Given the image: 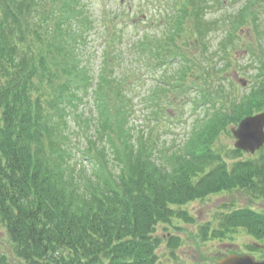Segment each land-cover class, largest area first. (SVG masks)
<instances>
[{"label":"trees","instance_id":"trees-1","mask_svg":"<svg viewBox=\"0 0 264 264\" xmlns=\"http://www.w3.org/2000/svg\"><path fill=\"white\" fill-rule=\"evenodd\" d=\"M92 1L0 0V218L27 264H161L158 249L165 239L158 227L195 222L186 204L233 190L264 197V147L248 154L215 144L230 125L264 110V43L254 51L250 92L224 97L223 106V98H215L220 86L213 92L205 86L215 66L198 62L180 45L191 46V31L200 41L218 25L205 18V1L188 0L193 8L183 5L166 17L158 35L138 34L134 43L128 38L138 27L124 14V2L102 0L103 7L94 9ZM263 8L264 0H246L230 16L219 41L220 61L229 60L236 31L251 21L259 25ZM92 33L99 35L98 74L90 68ZM125 49L145 68L154 58V67L165 68L160 92L145 98L151 122L163 117L169 101L163 93L187 85L197 87L200 106L214 105V113L206 110L196 119L182 146H160L154 124L148 131L133 126L128 80L139 70H115ZM170 64L177 66L168 72ZM190 77L206 81L188 84ZM241 230L253 239L249 250L264 245V211H221L201 235L234 239ZM170 236L167 247L174 252L181 239ZM0 264L14 263L0 250Z\"/></svg>","mask_w":264,"mask_h":264},{"label":"rangeland","instance_id":"rangeland-1","mask_svg":"<svg viewBox=\"0 0 264 264\" xmlns=\"http://www.w3.org/2000/svg\"><path fill=\"white\" fill-rule=\"evenodd\" d=\"M102 0H93V8L103 7ZM119 1V0H117ZM124 4V14L130 16L133 20L135 27H138L137 31H132L129 35L128 41L135 42L137 35H144V33H150L151 35H158L167 21V16L172 15L175 10L182 8L183 5H188L191 9V1L188 0H122ZM196 1V0H195ZM206 2L207 20H218L219 23L214 28L210 29L209 24H205V28H209L202 40L197 41L195 39L194 31L193 36L190 38L191 46L182 42L180 45L185 49H188V53L191 57L198 58V62L208 63L211 66L213 64L215 69L210 68L212 77L207 80L208 83L205 86L213 92L216 87H219L221 91L216 93L215 98L221 100L223 98V106L227 104L224 97L228 95H244L250 92L254 85V73L256 71L257 59L256 53L259 52L258 45H263L264 36L259 37V32L264 29V8L259 11V25L254 24L252 21L241 27L238 32L236 31V45L235 48L230 50V58L227 62L220 61L221 54H219L218 46L220 39L225 36L229 31V20H232L230 16H234L235 13L241 8L242 4L246 0H197L200 4ZM113 1L109 2V6H113ZM118 2H115L117 4ZM115 8V7H114ZM93 9V11H95ZM122 13V12H121ZM137 16L133 19L134 15ZM227 21V22H226ZM226 22V23H225ZM191 26L195 23L189 22ZM252 24V26H251ZM138 32V33H136ZM227 35V34H226ZM98 33H92L91 38V55L92 61L90 68L93 74H98L101 56V51H98L99 37ZM190 34H187L185 38H189ZM126 41V40H125ZM257 46V47H256ZM256 47V49H255ZM124 50V49H123ZM89 51V49H88ZM218 52V53H217ZM133 56H129V50L125 49L123 60L120 61L115 68L117 71L129 72V69L137 68L139 72L133 71V77L128 80V84H131L130 94L134 98V105L136 109L135 115H133L132 124L135 127L144 126L146 131L148 128H152L154 124L156 129L154 133L156 136L160 135L161 146L163 142L165 144H176L182 146L190 136L193 125L196 123V119L205 114L206 110L213 112L216 111L214 105L213 108L208 107L206 104L199 105L197 97V87L192 88L186 86L182 91L176 90L175 92L165 91L163 94H168L167 105L162 108L163 117L159 122H151L147 117V104L145 98L150 93H158L159 83L161 77L164 75L162 68L154 67L158 63V58H154L151 64L145 68L144 61L141 57L135 56V52L132 51ZM168 55V54H167ZM166 55V56H167ZM169 56V55H168ZM138 57V58H137ZM211 57L209 61L207 58ZM169 58V57H168ZM226 64L229 66L224 67ZM177 65H168V72L176 69ZM167 70V69H166ZM203 70L200 71V77L203 75ZM204 76V75H203ZM195 80V81H194ZM204 77L201 79H195L190 77L187 81L188 84L192 82L195 84H204ZM245 83V84H244ZM221 87H223L221 89ZM158 88V89H157ZM218 94V95H217ZM172 98V99H171ZM167 99V100H168ZM216 103V100L214 101ZM216 105V104H215ZM217 109H221L223 106L218 104ZM264 111V110H262ZM260 111V112H262ZM214 113V112H213ZM259 113V112H258ZM75 124V123H74ZM78 127V125H75ZM236 125H230L229 133L221 132L219 138L215 144L218 148L231 149L235 148L236 138L232 133V128ZM77 129V128H76ZM72 142L80 144V137L78 134H73ZM156 138V140H159ZM163 139V140H162ZM249 154V153H248ZM247 154V155H248ZM228 206H226V205ZM250 206L257 210L264 211V197L253 198L245 190H233L223 193L211 195L205 199L190 202L185 205V208L195 217V222L185 223L183 221L175 222L176 227L159 225L157 234L164 237V242L158 249L160 255L161 264H217L219 260L228 254H243L252 253L256 259L264 260V247H256L254 250H249L248 245L253 243V239L244 231L241 230L235 233L234 239H221V238H204L201 235V227L206 225L208 221L215 223L219 217L221 211H228L231 208ZM178 225V226H177ZM178 227V228H177ZM175 235L181 239L180 245L172 252L167 247V239L170 235ZM0 250L4 252L9 260L14 264H27L23 259L16 255V248L4 224L0 218Z\"/></svg>","mask_w":264,"mask_h":264},{"label":"water","instance_id":"water-1","mask_svg":"<svg viewBox=\"0 0 264 264\" xmlns=\"http://www.w3.org/2000/svg\"><path fill=\"white\" fill-rule=\"evenodd\" d=\"M232 133L236 138L235 148L256 153L264 146V111L244 117L232 128ZM217 264H264V260H257L252 254H230Z\"/></svg>","mask_w":264,"mask_h":264}]
</instances>
